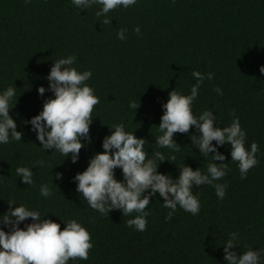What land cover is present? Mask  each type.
<instances>
[{
  "label": "trees",
  "instance_id": "16d2710c",
  "mask_svg": "<svg viewBox=\"0 0 264 264\" xmlns=\"http://www.w3.org/2000/svg\"><path fill=\"white\" fill-rule=\"evenodd\" d=\"M98 9L94 5L80 13L71 0H0V91L17 87L10 115L24 133L22 141L0 144V216L14 202L39 210L42 218L49 215L61 230L63 221L76 219L90 232L94 247L88 260L68 264H225L222 246L232 232L240 234L234 251L264 249V74L259 70L264 66V0H137L128 9L110 11L107 25L95 15ZM120 29L127 30L124 40L117 36ZM69 55L76 56L79 71H92L87 83L100 100L93 110L91 143L82 141L86 147L76 164L70 156L40 149L31 124H25L39 115L46 99L54 98L50 91L42 97L38 89L49 88L46 77L53 63ZM193 71L214 74L203 81L193 114L211 110L223 128L234 112L247 133L246 148L252 142L259 146V163L242 180L237 162H231V146L220 147L227 159L217 163L229 164L217 183H227L226 196L220 200L210 185L193 188L201 205L198 215L178 206L166 220L170 210L157 193L146 208L150 215L143 232L127 226L135 213L123 216L114 210L101 216L81 200L73 178L103 152L102 142L111 135L108 126L124 123L127 131L148 141L149 158L157 151L166 158L174 155L175 161L159 166L165 175L178 178V165L184 163L206 171L211 156L203 157L192 146L191 135H199L195 126L188 134H176L178 151L155 144L162 105L171 91L190 94ZM130 101L140 103L137 113L128 107ZM38 160L51 167H34V183L28 186L15 169ZM115 171L123 180L122 171ZM57 173H63L62 180L55 179ZM45 183L52 189L48 198L39 191Z\"/></svg>",
  "mask_w": 264,
  "mask_h": 264
},
{
  "label": "clouds",
  "instance_id": "9594fccd",
  "mask_svg": "<svg viewBox=\"0 0 264 264\" xmlns=\"http://www.w3.org/2000/svg\"><path fill=\"white\" fill-rule=\"evenodd\" d=\"M71 2L80 13L99 5L95 15L98 18L104 17L101 23L107 25L112 23L107 18L110 11L118 7L128 9L137 0ZM25 3L30 4L31 0H25ZM126 31L120 29L117 32L120 40L126 38ZM134 31L139 35L140 27H136ZM76 59L75 55H69L53 63L50 74L46 77L49 88L40 87L38 92L43 97L46 91H50L54 98L46 99L39 115L25 121L26 125L31 124V130L42 145L40 149L46 152L52 150L51 156L56 153L66 159L70 156L73 164L79 161L81 149L86 147L82 141L91 143L89 133L93 124V110L100 102L94 89L87 83L93 76L92 71H79L74 66ZM259 70L264 74V66ZM192 76L196 83L191 86L190 94L171 91L167 102L162 105L164 114L160 125L156 127L160 135L155 138V144L159 148L178 151L181 146L176 142V134H188L195 126L199 135H191L192 146L199 149L203 157L211 156L206 171L202 172L201 168L193 170L184 163L183 166L178 165V178L161 173L160 164L164 161L173 162L176 157L171 155L166 158L162 152L157 151L149 158V152L145 151V143L148 141L138 138L135 132L127 131L124 123L113 124L108 126L111 135L106 136L102 142L103 152L96 153L89 160L86 170L73 178L81 200L91 209L103 217L114 210L121 211L123 216L135 213V217L127 221V226L143 232L150 215L146 208L157 193L164 200L163 207L170 210L166 220H171L178 206L194 216L199 214L200 200L193 193V188L197 186L210 185L215 188L220 200L225 198L228 185L217 181L227 175L229 163H217L227 159L219 151L220 147L231 146V162H237L242 180L247 179L249 171L257 166L259 146L252 142L250 149L246 148L247 133L234 112L231 113V124L223 128L217 125V116L211 110H204L198 116L193 114L192 105L199 96L203 81L213 79L214 74L193 71ZM215 91L222 94L220 88ZM16 93L17 87L13 86L0 91V144H8L13 140L22 141L24 136L23 132L17 131V123L10 115L17 104L13 107ZM128 107L137 113L140 103L138 105L135 101H130ZM34 167L40 169L51 167V164L38 160L32 167H17L15 173L24 184L31 186L34 183ZM116 169L122 171L123 180L116 178ZM55 179L62 180L63 173H57ZM39 191L44 198L52 195V189L47 183L41 184ZM8 204L9 211L0 216V264H68L69 260L89 259V252L94 247L92 237L76 219L63 221L66 227L61 230L60 223L48 218L49 215L42 218L39 210L24 204L16 205L14 202ZM29 218L32 222L25 223ZM239 241L238 232L228 234V239L222 246L225 264H262L264 249L253 250L248 247L243 253L234 251Z\"/></svg>",
  "mask_w": 264,
  "mask_h": 264
}]
</instances>
